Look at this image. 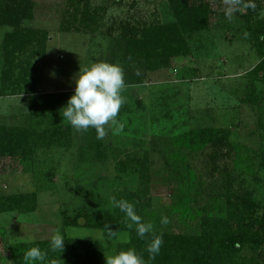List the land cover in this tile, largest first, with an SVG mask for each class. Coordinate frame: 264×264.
<instances>
[{
    "label": "rangeland",
    "instance_id": "rangeland-1",
    "mask_svg": "<svg viewBox=\"0 0 264 264\" xmlns=\"http://www.w3.org/2000/svg\"><path fill=\"white\" fill-rule=\"evenodd\" d=\"M209 1L216 11H224L222 0ZM91 2L96 7L102 6L93 32L84 30L76 21L67 28L66 11L74 10L68 0H34L33 15L23 19L21 26L37 31L35 37L44 38V46H24L13 56L6 55L4 43L14 27L0 26V131L34 121L38 114L36 97L39 102L56 101V107H47L46 111L55 113L54 124L65 127L61 139L50 147H39L23 156L0 157V194H36L34 211L0 212V228L6 231L12 244L50 240L56 230L63 237L97 241L100 264H106V256L117 253L119 242L127 241L129 232L112 229L116 234L108 238L106 229L87 225L86 218L79 225L72 222L80 210L95 217L105 215L111 209L114 188L126 185L133 188L137 184L136 175L127 176L119 171L118 163L125 158V152H135L141 160L146 151L149 153L145 190L151 198V209L161 212L156 222L174 233L194 231L200 216L198 213L186 216L183 207L178 206L181 183L166 167L161 152L154 149L166 148L165 138L175 129L171 127L204 125L231 127V140L257 152L264 150V84H258L263 93L255 103L241 100L248 81L245 74L258 63L259 57L246 20L234 13L229 22L218 13L212 17L208 29L191 38L193 64L173 58L169 67L149 72L144 82L126 84L122 92L126 102L117 116L124 125L122 131L108 127L102 140L96 138L94 128L77 131L63 120L61 111L74 95L80 67L108 62L120 65L124 73L129 69L127 61L114 56L110 26L122 18L132 19L131 16L138 20L173 19L167 0ZM258 2L261 3L258 17L264 19V0ZM246 10L242 8L240 12ZM26 57L30 58L29 63L25 62ZM40 109L41 116L44 112ZM99 141L108 148L96 154L94 145ZM212 151L207 146L188 158L202 182L197 201L192 203L198 206L213 200L212 193L221 186L225 173L224 162L233 165V152L219 162L211 157ZM239 177L246 179V184H241L244 188L254 190L256 197L264 199V167L256 178L247 174L237 176L234 186L239 185ZM163 216L170 223L161 224ZM261 262L264 264V257Z\"/></svg>",
    "mask_w": 264,
    "mask_h": 264
},
{
    "label": "trees",
    "instance_id": "trees-1",
    "mask_svg": "<svg viewBox=\"0 0 264 264\" xmlns=\"http://www.w3.org/2000/svg\"><path fill=\"white\" fill-rule=\"evenodd\" d=\"M167 1L173 15L172 20L157 17L138 20L131 16L132 19L122 18L116 22L118 24L110 26V39L116 52L114 56L122 57L129 66L127 73H124L125 84L144 82L149 72L169 67L173 58H182L186 63L192 61L193 64L191 59L194 48L190 43L192 36L208 29L214 15H225V11H216L209 0ZM252 2L257 6L255 10L248 8L245 13H235L248 23V30L259 57L258 63L245 74L248 81L242 89L244 95L241 98L245 102L255 103L258 95L263 93L258 84H264V40L260 39L264 36V19L258 17L261 3L258 0ZM68 3L74 10L66 11L67 28L70 22L76 21L83 25L84 30H96L95 24L101 16L99 12L102 6L92 5L91 0H68ZM34 6V0H0V26L14 27L5 38L6 55L13 56L17 49H24V46L28 45L44 46V38L35 37L37 31L21 26L23 19L32 17ZM256 17L258 18L255 19ZM121 50L122 54L119 56ZM29 59L26 57L25 62L29 63ZM137 69L140 75L136 74ZM38 102L36 97L38 114H35L37 118L29 125L8 127L0 131V157L23 156L39 147H50L61 139L65 127L54 124L55 113L48 114L46 111L47 107H56V101ZM39 107L44 112L41 116ZM171 128L175 129L165 138L168 142L165 143L166 148L154 150L161 152L166 167L177 175L181 183L177 193L178 206L183 207L186 216L198 213V228L191 232L174 233L156 222L161 212L151 209V198L145 190L149 178L147 151L142 160L135 152H125V158L118 163L119 171L127 176L136 175L137 184L132 186L133 188L128 185L114 188L112 197L133 204L142 222L151 223L155 235L162 234L164 243L155 259H149L146 251L153 233L141 239L136 233L135 225L131 229L128 228L127 225L131 221L126 214L112 204L110 211L103 216L95 217L80 210L72 224L79 225V220L86 218L87 225L99 229H106L107 225L111 229L127 230L129 239L119 242L117 253L135 249L136 253L143 257L145 264H263L264 199L256 197L254 190L241 185L246 184L245 177H239L241 179L238 186H234L233 182L242 174L256 178L259 169L264 167V150L257 152L246 144L231 140V127L202 125L187 128L181 125ZM207 146L213 150V160L220 162L232 152L234 160L231 167L224 162L225 173L222 175L221 186L212 193L213 200L207 205L198 206L192 203L197 201L202 182L191 169L188 158L196 156L198 150ZM107 148L108 145L102 141L94 145L96 154ZM35 208V193L26 196L0 194V212H30ZM6 234V231L0 228V264H52V261L56 264L101 263L97 241L66 236L63 251L54 252L50 248V240L12 244ZM32 247H39L47 253L43 262L24 261V253Z\"/></svg>",
    "mask_w": 264,
    "mask_h": 264
},
{
    "label": "clouds",
    "instance_id": "clouds-1",
    "mask_svg": "<svg viewBox=\"0 0 264 264\" xmlns=\"http://www.w3.org/2000/svg\"><path fill=\"white\" fill-rule=\"evenodd\" d=\"M226 19L231 22L233 14L243 9H256V4L252 0H222ZM245 38L248 37L246 32ZM260 39L264 40V36ZM137 75L140 71L137 69ZM75 92L68 102L67 106L61 111L63 120H66L77 131H87L89 128H94L96 138L104 139L108 134V127H113L116 132L122 131L124 125L117 120L120 108L126 102L122 96V92L127 85L124 80V72L120 65L111 64L108 62L93 63L84 68L80 67L79 73L75 79ZM110 202L113 207L119 208L120 211L126 214V217L131 221L127 226L132 228L135 225L137 235L143 239L149 233H153V225L151 223H143L142 218L136 214L134 205L126 200H116L115 197H110ZM170 223L167 216L161 218V224L167 225ZM106 227L105 235L108 238L115 236L109 226ZM64 237L59 230L51 236L50 248L52 251H63ZM163 236L153 233L150 242L147 245L146 251L149 259H155L160 253L163 245ZM47 256L39 247H32L24 253L23 259L25 262L40 261L43 262ZM52 264H56L52 261ZM106 264H145L142 256L138 255L135 249L120 251L119 253L106 256Z\"/></svg>",
    "mask_w": 264,
    "mask_h": 264
},
{
    "label": "water",
    "instance_id": "water-1",
    "mask_svg": "<svg viewBox=\"0 0 264 264\" xmlns=\"http://www.w3.org/2000/svg\"><path fill=\"white\" fill-rule=\"evenodd\" d=\"M80 223H85V218H81Z\"/></svg>",
    "mask_w": 264,
    "mask_h": 264
}]
</instances>
